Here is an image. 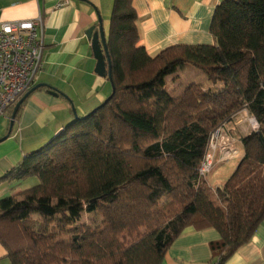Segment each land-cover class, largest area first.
Masks as SVG:
<instances>
[{
    "label": "trees",
    "instance_id": "obj_1",
    "mask_svg": "<svg viewBox=\"0 0 264 264\" xmlns=\"http://www.w3.org/2000/svg\"><path fill=\"white\" fill-rule=\"evenodd\" d=\"M136 21L132 0L113 1L107 103L0 177L38 182L0 201L11 264H161L188 227L218 233L210 250L224 264L264 221V0H223L213 45H174L153 57L138 44ZM186 66L208 85L190 81L170 94L165 79ZM242 112L258 129L238 139L236 166L213 193L198 170L212 135ZM85 214L100 223L83 222Z\"/></svg>",
    "mask_w": 264,
    "mask_h": 264
},
{
    "label": "crops",
    "instance_id": "obj_2",
    "mask_svg": "<svg viewBox=\"0 0 264 264\" xmlns=\"http://www.w3.org/2000/svg\"><path fill=\"white\" fill-rule=\"evenodd\" d=\"M113 1L67 0L60 5L63 0H0V22L40 17L43 24L38 32L43 43L42 70L32 88L42 86L29 95L10 134L0 142V177L71 122L72 106L83 116L110 95L108 80L94 73L96 61L86 31L97 30L101 18L107 35ZM222 1L132 0L139 46L153 57L174 45H213L211 20ZM9 119V115L0 118V139L8 132ZM236 163L231 164V172ZM28 186L24 181L0 184V201ZM218 239L212 228L188 227L173 241L161 264H212L217 258L212 256L210 244ZM0 264H11L1 245ZM224 264H264V221Z\"/></svg>",
    "mask_w": 264,
    "mask_h": 264
},
{
    "label": "built area",
    "instance_id": "obj_3",
    "mask_svg": "<svg viewBox=\"0 0 264 264\" xmlns=\"http://www.w3.org/2000/svg\"><path fill=\"white\" fill-rule=\"evenodd\" d=\"M42 25L40 17L31 21L0 22V118L32 88L42 70L43 43L38 35ZM249 123L251 132L258 129L253 118ZM222 129L211 137L198 170L200 177H206L218 163L229 162L239 154L236 140L223 134ZM217 263L218 259L212 264Z\"/></svg>",
    "mask_w": 264,
    "mask_h": 264
},
{
    "label": "rangeland",
    "instance_id": "obj_4",
    "mask_svg": "<svg viewBox=\"0 0 264 264\" xmlns=\"http://www.w3.org/2000/svg\"><path fill=\"white\" fill-rule=\"evenodd\" d=\"M189 81H194V82H197V83L202 84V85H206L208 82L207 78L205 77V75L203 73H201V72H199V71H197L191 67L186 66V67H184V69L178 71V73H176L172 76H168L165 79L166 89L170 94L177 95L178 91L181 90V88H183L184 84L188 83ZM98 106H96V107H98ZM95 108H93L91 111H93ZM9 112H11L10 109L6 112L5 116H8ZM78 115H80V112H79V114L76 113L77 117H79ZM73 118H74V116L72 117L71 121L73 120ZM250 118L251 117L247 113L242 112L239 115H237V117L231 123L227 124L224 127V129L220 130L223 132V134L228 135L230 138L236 140L235 146L237 147V149H239L238 139H240L241 137H243V136H245L251 132L250 131L251 127H250V123H249ZM52 138H50V140ZM48 142H46L45 144H47ZM239 156H240V153L238 154L237 158H235L229 162L218 163L214 167V169L206 176V180L205 179L204 180L206 181V184L211 188V191L213 193L217 188H220L222 186V184L228 179V177L231 174V169L233 168L232 166L237 162ZM231 164H232V166H231ZM230 166H231V168H230ZM27 180H30V178ZM27 180H24V182H28V185H30V186H28L29 188L38 183L35 178H32L30 181H27ZM99 220L101 221L100 217L95 215V214H92V215H86L85 214L82 217V221L87 222L91 226L98 225L100 223Z\"/></svg>",
    "mask_w": 264,
    "mask_h": 264
},
{
    "label": "water",
    "instance_id": "obj_5",
    "mask_svg": "<svg viewBox=\"0 0 264 264\" xmlns=\"http://www.w3.org/2000/svg\"><path fill=\"white\" fill-rule=\"evenodd\" d=\"M86 37L91 42L92 54H93V57L96 61L94 73L97 76L102 77V78H105L107 76V78L111 84L112 78H111V72H110V61H109V56L107 54L106 39H105V33H104L103 23H102L101 18H99V20H98L97 30H95V27L89 28L86 31ZM106 63L108 64V71H106ZM40 86H42V85H37V86L31 88L15 104V106L12 110V114H11L10 119H9L10 123H9V128H8V134H10V132L12 130L14 120H15V116H16V113H17L19 107L29 97V95L32 94ZM53 93L55 95H58L57 92H53ZM110 97L111 96L106 98L104 100V102L101 105H99L98 107H96L93 111H95L96 109H99L100 107H102V105L106 104L108 99H110ZM72 112H73V116L76 118L77 116H76V113H75L73 106H72ZM6 137L0 139V142L5 140Z\"/></svg>",
    "mask_w": 264,
    "mask_h": 264
}]
</instances>
